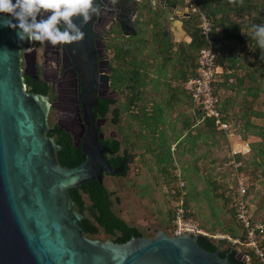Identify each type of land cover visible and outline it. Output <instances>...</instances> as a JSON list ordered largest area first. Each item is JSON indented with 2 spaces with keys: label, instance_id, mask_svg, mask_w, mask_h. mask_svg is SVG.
Masks as SVG:
<instances>
[{
  "label": "water",
  "instance_id": "water-1",
  "mask_svg": "<svg viewBox=\"0 0 264 264\" xmlns=\"http://www.w3.org/2000/svg\"><path fill=\"white\" fill-rule=\"evenodd\" d=\"M141 1L154 10L159 2L161 22L168 24L173 43L180 44L183 37L190 42L179 19L183 5L176 0H118L114 5L105 0L102 14L83 26L84 38L65 44L87 80L85 96L93 97L88 85L94 88L98 62L94 22L108 20L119 25L123 36L134 35ZM29 45L17 38L15 29L0 26V264H231L228 254L220 257L219 248L204 250L197 235L169 237L158 230L154 238L132 237L123 244L85 236L80 225L86 214L74 210L69 192L92 181L102 184L104 173L122 174L127 162L113 168L106 160L109 149L100 143L103 136L92 112L97 102L92 98L84 104L87 134L82 142L74 138L84 161L74 168L58 164L56 154L62 147L49 136L48 97L27 92L24 82L21 54Z\"/></svg>",
  "mask_w": 264,
  "mask_h": 264
},
{
  "label": "trees",
  "instance_id": "trees-1",
  "mask_svg": "<svg viewBox=\"0 0 264 264\" xmlns=\"http://www.w3.org/2000/svg\"><path fill=\"white\" fill-rule=\"evenodd\" d=\"M197 5L210 23V41L213 49L218 52L216 65L222 69V74L216 83V95L219 98L222 120L228 123V117L225 115L226 104H223L217 91L219 84L234 90L236 93H240L245 83L249 82L251 85L246 88V93L253 98H258V95L262 91L258 78L263 77L264 84V49H261L257 45L254 37L252 40L250 39L251 37L246 38L242 34V31L251 29L253 24L264 23V0H197ZM162 15V9L158 8L154 10L149 3L141 1L135 19V34L125 37L119 27L112 31V35L105 43L107 50L112 52L110 89L118 95L124 96L126 102H122L118 106L119 99L99 100V106L94 112L100 118H107L108 114L111 113L112 118L110 121L114 126L117 125L120 114L129 113L131 120L136 121L142 126V130H145L148 136L151 137L150 144L152 145V149H148L147 153L154 154L157 166L161 167L160 170L162 172L167 173L172 159L171 145L163 128L165 123L164 115L166 111H171L180 102L181 96L187 98L194 107L199 120H202L201 123L208 129V134L215 132L216 129L212 119H203L201 111L193 104L191 97L183 89L184 84L195 76L198 54L205 46V40L199 29V17L198 15H191L188 18L182 19V28L189 35L190 42L175 44L172 42V36L168 32V27L161 22ZM247 42H250L254 46L258 62L253 67V70L249 71H246L244 68L247 59L243 55V47ZM149 46L153 48L146 54L145 49ZM157 59L160 60L156 61ZM167 63L171 64L170 70H172L173 74L169 81H163L160 76L165 74ZM153 72L158 77H153V79ZM237 72H244V74L242 76L233 75ZM232 76H234L236 81L235 87L229 84V80L233 78ZM175 79L179 83V86L173 88L174 91L172 92L169 89L174 87L171 83ZM25 84L29 93L47 94V90H42L40 86L35 85L31 81L27 80ZM151 84L153 85L152 90L154 94H157L156 92H158L159 88L163 87L165 89L168 87L169 89H167L170 91L168 99L165 100L163 98L162 101L148 99L147 88ZM248 116L247 112L243 116L242 138L245 140V134L249 133L258 139L257 142L251 144V152H253L251 165L260 172V177L264 181V127L254 124ZM252 116L264 118L263 113L259 112H252ZM192 126L193 124L186 121L184 130L189 131L188 134H190ZM199 134L196 135L195 139L190 134L185 140H188V143L192 146L193 141L197 139ZM50 136L54 138L56 144L62 147V150L56 154L58 164L66 168H74L84 161L81 151L73 146L69 135L59 132L55 128L54 134H50ZM221 137L225 138V134L221 133ZM179 139L180 136H176L175 140H173L174 144L178 147ZM104 144L111 151V154H107L106 156L108 162L112 167H116L122 161L119 141L107 140ZM229 159L230 156L226 157L224 159L225 163ZM237 160L241 161L242 158L237 157ZM128 166L125 167L122 174L115 176L106 174L102 184L92 181L85 183L79 189L69 192V197L74 201V210L78 212L84 211L86 214V218L80 227L84 230L87 238L96 240V237L100 233H103L107 237V240L123 244L132 237H144L140 230L128 225L115 213L114 193L107 189L104 182L105 178L125 177L128 172ZM246 168L247 166L244 165L239 168L238 172L243 173L246 171ZM250 188L245 187L244 200L247 203L250 221L252 225H255L260 223L264 216L255 217L254 212L251 211ZM236 199L237 192L233 193L230 204L232 205ZM228 200L230 201L229 198ZM230 208L233 226L230 229H225V231L230 234L231 238L241 237V240L244 241L245 232L236 217L237 211L235 208ZM177 210H174V215ZM184 216L187 217V214L184 213ZM258 239L259 248L264 254V227L258 233ZM198 244L207 252H215L218 248H222L223 253L220 255L221 258H224L228 254V260L231 264H244L239 261L236 251L232 250V246L227 241L199 236ZM253 258L255 259V257ZM255 264L258 263L256 262Z\"/></svg>",
  "mask_w": 264,
  "mask_h": 264
},
{
  "label": "rangeland",
  "instance_id": "rangeland-1",
  "mask_svg": "<svg viewBox=\"0 0 264 264\" xmlns=\"http://www.w3.org/2000/svg\"><path fill=\"white\" fill-rule=\"evenodd\" d=\"M182 17L179 15V19ZM165 26L168 27L167 24ZM251 30H243L242 34L246 38L251 37L252 40ZM188 40V38L183 37L181 43L189 42ZM152 48V46L147 47L145 53L150 52ZM254 49L250 42L244 44L243 55L247 59L244 65L246 71L253 70V67L258 63ZM107 57L110 64L112 59L110 50ZM158 60L160 59L156 61ZM170 69L171 64L167 63L165 74L160 76L161 80L169 81L171 79L173 73ZM243 74L244 72H237L233 75L242 76ZM153 77L158 76L153 72ZM232 77L229 84L235 87L236 81L234 76ZM262 78H258L262 89L258 98L247 95L246 88L251 85L249 82L245 83L240 93H236L234 90L222 86V84H219L217 90L223 104H226L225 115L228 117L230 132L241 137L242 140H244L242 138L243 116L246 112L254 124L264 127V118L252 116V112H259L264 115ZM171 85L174 87L167 88L173 92V88L179 86V83L175 79ZM152 86L151 84L147 88L148 99L155 101H162L163 98L168 99L170 91L167 88H159L157 94H154ZM118 99L120 100L117 103L118 106L122 102H126L124 96L120 95ZM51 115V124H55L56 115L55 113H51ZM164 117L163 128L171 145L172 159L167 173L162 172L161 167L157 166L154 154L147 153L148 149H152L151 137L145 130H142V126L131 120L129 113L120 114L115 126L110 121L112 114L107 116V122L103 127L104 134L108 136V134L113 133L115 140L120 143V155L125 150L133 158L125 177L104 179L107 189L114 193V211L121 219L128 225L140 230L144 238H154L155 231L158 230L164 231L167 236L171 237L174 230V210L181 208L183 213L187 214V217L184 216L185 219L191 220L207 235L231 237L225 229H230L233 226L230 207L234 208L235 201L239 200L240 183L243 184L244 188L251 187L249 190L250 208L254 212V216H264V181L260 177V172L251 165L253 157L251 144L258 141L256 137L249 133L245 134L244 141L250 143V153L242 158L241 167L245 165L247 168L245 172H238V176H236V172L231 171V167L227 166V162L224 161L229 156L230 144L235 143L236 138L230 140L227 139L226 135L225 138L221 137L223 132L219 130L208 134V129L201 123L202 120H199L194 107L183 96L180 97V102L171 111L165 112ZM186 121L193 124L190 131L193 139L200 133L197 139L193 141L192 146L188 140H185L190 135L188 134L189 131L184 130ZM176 136H180L179 147L173 142ZM235 192H237V199L231 205V197ZM96 240L105 241L107 237L100 233ZM219 249L223 251L222 248ZM236 249L239 250V253H246L247 251L245 247H237ZM247 262V264L256 263L253 257H250Z\"/></svg>",
  "mask_w": 264,
  "mask_h": 264
},
{
  "label": "flooded vegetation",
  "instance_id": "flooded-vegetation-1",
  "mask_svg": "<svg viewBox=\"0 0 264 264\" xmlns=\"http://www.w3.org/2000/svg\"><path fill=\"white\" fill-rule=\"evenodd\" d=\"M176 1L178 4L183 5V0ZM158 8H160L159 2ZM135 19L136 17L134 20ZM182 19L184 18H180L181 21ZM117 27H119L117 23L111 25L108 20H103L100 23L95 21L93 24V30L97 37L95 44L98 62L95 68L96 78L94 77V88H92L93 85L89 84L88 86L91 90L90 94L93 93L92 98L96 99L97 102V104L92 107V112L94 114L96 127L99 125L98 132L103 136L100 140L103 146H106L104 143L107 140H115V135L113 133L108 134V136L104 134L103 127L107 122V118L98 117L94 110L99 106V100L107 101L117 99L114 98V96L118 94L110 89L112 72L109 64L110 61L107 57L108 50L105 44L106 40L112 35V31ZM24 54H26L25 58L23 57ZM21 58V68L22 71H24V82L27 80L31 81L35 85L40 86L42 90H47V94L44 96L48 97L51 106L47 118L48 125L50 126L51 124V113H55L57 119L56 123L50 126L52 129L50 134H54L56 128L59 132L71 137L73 146L74 138L82 142L87 134V126L84 120V104L87 105L88 100L92 98L82 94L83 89L89 91V88H86L88 84L87 80L69 57L65 44L52 45L48 42L30 41V45L22 52ZM118 96L120 97V95ZM77 149L80 150V148ZM107 154H111L110 149L109 152L105 154V157ZM121 158V163L113 168L120 167L124 162H127L125 167L131 163L129 162V154H122ZM104 176H106V173L103 174V178Z\"/></svg>",
  "mask_w": 264,
  "mask_h": 264
},
{
  "label": "built area",
  "instance_id": "built-area-1",
  "mask_svg": "<svg viewBox=\"0 0 264 264\" xmlns=\"http://www.w3.org/2000/svg\"><path fill=\"white\" fill-rule=\"evenodd\" d=\"M183 9L185 13L190 16L198 15L200 22L199 29L205 40V46L198 54L195 76L184 84L183 89L191 97L193 104L199 108L203 119H212L215 129L223 132L227 139L231 140V138H236V142L230 144V159L227 162V166H230L231 169L236 172V176H238V170L241 168L242 163L237 160V157L244 158L250 153V143L230 132L229 124L222 120L219 98L216 95V83L218 82L219 76L222 74V69L216 65L218 52L213 49L210 41L211 26L208 19L199 10L197 0H183ZM239 185V200H237V202L235 201L234 208L237 211L236 217L245 232L244 241L241 240V237L231 238L224 235H207L192 221L184 218V213L181 208L178 209L175 214L173 236L177 237L179 235L189 234L219 241H227L232 248H247L246 253H236L237 258L242 263L247 264L250 257H255L258 264H264V254L259 248L258 239V233L262 231L264 227V219L260 223L252 225L247 212V203L244 200L245 188L242 183Z\"/></svg>",
  "mask_w": 264,
  "mask_h": 264
},
{
  "label": "clouds",
  "instance_id": "clouds-1",
  "mask_svg": "<svg viewBox=\"0 0 264 264\" xmlns=\"http://www.w3.org/2000/svg\"><path fill=\"white\" fill-rule=\"evenodd\" d=\"M117 2L110 0L113 5ZM102 5L105 0H0V26L15 29L21 41L69 44L84 38L83 26L102 14ZM251 29L257 45L264 49V23L253 24Z\"/></svg>",
  "mask_w": 264,
  "mask_h": 264
},
{
  "label": "crops",
  "instance_id": "crops-1",
  "mask_svg": "<svg viewBox=\"0 0 264 264\" xmlns=\"http://www.w3.org/2000/svg\"><path fill=\"white\" fill-rule=\"evenodd\" d=\"M164 5H165V4H164ZM175 12H177V11H175ZM185 14H186V13H185L184 10H182V11L179 12V15H182V16H183V15H185ZM183 18H185V17L183 16ZM181 26H182V23H181Z\"/></svg>",
  "mask_w": 264,
  "mask_h": 264
}]
</instances>
